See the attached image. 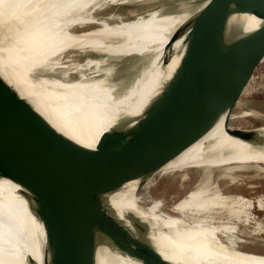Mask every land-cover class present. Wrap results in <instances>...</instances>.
<instances>
[{"label": "bare ground", "instance_id": "6f19581e", "mask_svg": "<svg viewBox=\"0 0 264 264\" xmlns=\"http://www.w3.org/2000/svg\"><path fill=\"white\" fill-rule=\"evenodd\" d=\"M98 1L0 0V75L57 130L90 148L96 147L104 131L121 122L133 125L162 93L187 50L188 23L205 3L193 7L195 13L181 3L176 9L157 8L111 22L108 17L91 15L90 8ZM89 22L99 26L70 32L72 26ZM262 22L251 13H234L228 19L226 36L236 40ZM72 48L103 54L89 57L87 63L109 77L113 60L151 56L124 90L107 77L84 72L72 81L32 76L42 66L56 65L57 56ZM255 78L252 75L238 106L254 91ZM227 116L224 113L221 118ZM253 128L264 140V125ZM224 130L213 139L202 136L163 166L167 168L164 174H179L182 180L196 173L199 177L170 212H161V202L154 203V208L139 207V189L150 177L131 180L106 196L111 210L126 225L132 227L131 213L150 226L149 240L173 264H264V252L241 246L246 242L237 238L241 224H250L252 210L263 208V198L238 190L226 192L219 183L223 179L235 182L239 177L235 170H258L248 163L264 164V143L244 141ZM29 195L21 184L0 176V264H50L45 224L31 207ZM254 223L257 231H264L262 222ZM96 264L144 263L98 238Z\"/></svg>", "mask_w": 264, "mask_h": 264}, {"label": "water", "instance_id": "95a60500", "mask_svg": "<svg viewBox=\"0 0 264 264\" xmlns=\"http://www.w3.org/2000/svg\"><path fill=\"white\" fill-rule=\"evenodd\" d=\"M234 13L263 22L230 41L226 27ZM188 25L187 50L162 93L133 125L104 131L95 148L57 130L0 75V176L29 190L45 224L50 264H96L98 238L144 264H173L149 240L150 226L131 213L132 227L126 225L106 196L151 178L224 113L229 135L264 143L255 128L230 124L264 57V0H205Z\"/></svg>", "mask_w": 264, "mask_h": 264}, {"label": "rangeland", "instance_id": "374dc122", "mask_svg": "<svg viewBox=\"0 0 264 264\" xmlns=\"http://www.w3.org/2000/svg\"><path fill=\"white\" fill-rule=\"evenodd\" d=\"M204 2L205 0H100L91 6L90 13L99 19L108 17L111 22H117L120 19L129 20L139 15H146L157 8H165V10L166 8L167 10L176 9L181 6V3H184L189 9H192L193 7L202 5ZM195 9H192L193 12ZM98 26L99 23L96 22L77 24L70 28V32H73V34L81 33ZM100 56L104 55L95 53L94 51L82 52L80 49H68L57 56L58 63L56 65L42 66L36 69L32 76L62 78L72 81L80 78L81 73L84 72L97 78L107 77L109 83H114L119 89L124 90L133 83L141 68L147 64V60L151 55L132 56L113 60L114 64H112V74L110 77L105 72L97 71L87 63L89 57ZM79 67L82 69H77ZM105 67L111 68L108 65ZM253 75L256 76L253 80L254 91L249 96L243 97L241 105H237L234 108L233 114L230 116L231 125L245 129L264 125V57L257 65ZM226 122L227 118L222 119L220 116L218 121L215 122L203 137L213 139L220 136L223 129L227 126ZM235 164L231 163V165ZM248 165L257 167L258 170L256 168L238 169L234 172V174L239 176L235 182L223 179L219 183L226 192H237L238 190V192L256 199L261 196L264 200V169L261 168L264 164H260L259 166L257 163L249 162ZM166 169V167L159 169L147 183L141 186L138 192L139 207L148 209L151 206L153 207L154 203L161 202V212L168 213L175 202L183 198L197 185L198 173L191 174V178L188 180H182L179 174H164V170ZM252 214L254 216L250 224H241L240 226L237 238L243 239L246 243L242 245L239 243V245L264 252V231H257L254 223L262 222L264 224V206L263 208H254Z\"/></svg>", "mask_w": 264, "mask_h": 264}]
</instances>
